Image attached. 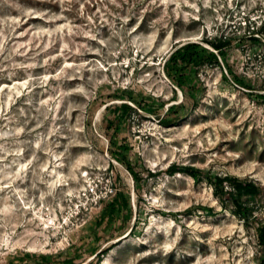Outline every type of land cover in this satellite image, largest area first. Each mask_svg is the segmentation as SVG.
<instances>
[{
    "label": "rangeland",
    "instance_id": "374dc122",
    "mask_svg": "<svg viewBox=\"0 0 264 264\" xmlns=\"http://www.w3.org/2000/svg\"><path fill=\"white\" fill-rule=\"evenodd\" d=\"M262 222L264 0H0V264H260Z\"/></svg>",
    "mask_w": 264,
    "mask_h": 264
},
{
    "label": "trees",
    "instance_id": "16d2710c",
    "mask_svg": "<svg viewBox=\"0 0 264 264\" xmlns=\"http://www.w3.org/2000/svg\"><path fill=\"white\" fill-rule=\"evenodd\" d=\"M206 42H208L211 47H213V49L215 50H219V55L223 56V52H222V47L226 46L229 43V39L226 37H214L210 40H205ZM199 46V44L197 43H193V42H186L185 45L182 48L179 49H175L172 53H171V59L175 58L177 55L180 56L182 61H186V63H190L193 61L192 56H189V51L191 50V54L194 55L195 49ZM195 55H197V53H195ZM206 58L208 59V61H212V62H216L218 63L217 60V55L214 52L208 51L206 52ZM197 59V58H195ZM229 181V178L227 176H224L222 178L219 179V183H223V182H227ZM236 190H238L240 192L241 195L244 196H252L254 195L257 191H258V185L251 181V180H246L243 181L239 184H237L234 187ZM217 197L219 196V194H216ZM220 197V196H219ZM230 199L234 202L235 208H236V213H238L243 219H250L252 216V209L251 206H249V204H247L246 202H243L240 200L239 197L233 196L230 193ZM257 232H258V243L260 244V246L264 249V222H262L258 228H257ZM262 261L260 264H264V254L262 256Z\"/></svg>",
    "mask_w": 264,
    "mask_h": 264
}]
</instances>
